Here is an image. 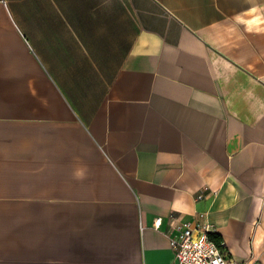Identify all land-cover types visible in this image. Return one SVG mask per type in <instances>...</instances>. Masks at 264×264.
<instances>
[{"label": "crops", "instance_id": "1", "mask_svg": "<svg viewBox=\"0 0 264 264\" xmlns=\"http://www.w3.org/2000/svg\"><path fill=\"white\" fill-rule=\"evenodd\" d=\"M199 213L264 264V0H0V264H173Z\"/></svg>", "mask_w": 264, "mask_h": 264}, {"label": "built area", "instance_id": "2", "mask_svg": "<svg viewBox=\"0 0 264 264\" xmlns=\"http://www.w3.org/2000/svg\"><path fill=\"white\" fill-rule=\"evenodd\" d=\"M202 197V194L198 195L196 201ZM162 225L163 219L157 218L154 227L159 230ZM173 228L175 234L170 236L173 264H232L225 244L222 241L218 244L210 237L214 227L207 220V214L199 213L196 220L181 221Z\"/></svg>", "mask_w": 264, "mask_h": 264}, {"label": "clouds", "instance_id": "3", "mask_svg": "<svg viewBox=\"0 0 264 264\" xmlns=\"http://www.w3.org/2000/svg\"><path fill=\"white\" fill-rule=\"evenodd\" d=\"M83 175H84L83 171L82 170H79V169L75 173V176L77 178H83Z\"/></svg>", "mask_w": 264, "mask_h": 264}, {"label": "trees", "instance_id": "4", "mask_svg": "<svg viewBox=\"0 0 264 264\" xmlns=\"http://www.w3.org/2000/svg\"><path fill=\"white\" fill-rule=\"evenodd\" d=\"M221 241H217L218 244H220Z\"/></svg>", "mask_w": 264, "mask_h": 264}]
</instances>
